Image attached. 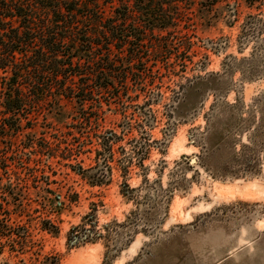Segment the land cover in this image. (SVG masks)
<instances>
[{
  "label": "rangeland",
  "instance_id": "1",
  "mask_svg": "<svg viewBox=\"0 0 264 264\" xmlns=\"http://www.w3.org/2000/svg\"><path fill=\"white\" fill-rule=\"evenodd\" d=\"M189 7L187 53L0 141V264H264V0Z\"/></svg>",
  "mask_w": 264,
  "mask_h": 264
},
{
  "label": "trees",
  "instance_id": "2",
  "mask_svg": "<svg viewBox=\"0 0 264 264\" xmlns=\"http://www.w3.org/2000/svg\"><path fill=\"white\" fill-rule=\"evenodd\" d=\"M194 1L0 0V141L50 104H93L97 90L141 82V62L187 53ZM1 200L0 254L16 256L29 233Z\"/></svg>",
  "mask_w": 264,
  "mask_h": 264
}]
</instances>
